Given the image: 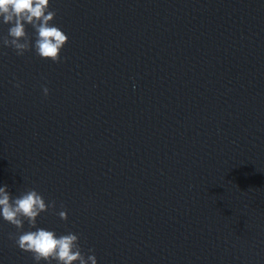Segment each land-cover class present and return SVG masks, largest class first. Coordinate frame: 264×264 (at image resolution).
Masks as SVG:
<instances>
[{"label":"clouds","instance_id":"1","mask_svg":"<svg viewBox=\"0 0 264 264\" xmlns=\"http://www.w3.org/2000/svg\"><path fill=\"white\" fill-rule=\"evenodd\" d=\"M56 15L50 0H0V24L9 26L7 34L0 35V55H7L2 50L11 48L17 56L34 51L41 59L62 63L66 57L61 56V51L69 38L53 23ZM28 25L34 30V40L26 30ZM14 86L19 88L21 85L17 82ZM42 92L47 97L49 88L42 86ZM55 208L56 201L46 202L35 189L14 197L7 185L0 187V217L17 229L16 233L8 234V239L20 250L30 253L33 264H97L94 249L85 253L78 234L69 231L57 235L53 230L37 227L41 213ZM57 215L62 221L68 219L66 210ZM25 222L29 230H24Z\"/></svg>","mask_w":264,"mask_h":264}]
</instances>
